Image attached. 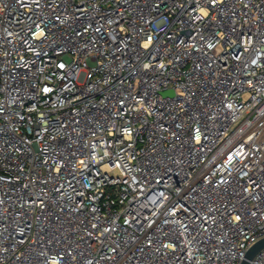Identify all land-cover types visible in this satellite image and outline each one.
Masks as SVG:
<instances>
[{"label": "built area", "instance_id": "1", "mask_svg": "<svg viewBox=\"0 0 264 264\" xmlns=\"http://www.w3.org/2000/svg\"><path fill=\"white\" fill-rule=\"evenodd\" d=\"M263 238L264 0H0V264Z\"/></svg>", "mask_w": 264, "mask_h": 264}, {"label": "water", "instance_id": "2", "mask_svg": "<svg viewBox=\"0 0 264 264\" xmlns=\"http://www.w3.org/2000/svg\"><path fill=\"white\" fill-rule=\"evenodd\" d=\"M264 248V238L256 242L252 247H250L240 264H249V262Z\"/></svg>", "mask_w": 264, "mask_h": 264}]
</instances>
